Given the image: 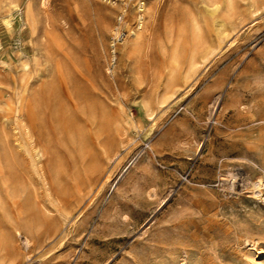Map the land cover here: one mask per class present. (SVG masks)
I'll use <instances>...</instances> for the list:
<instances>
[{
    "label": "rangeland",
    "instance_id": "obj_1",
    "mask_svg": "<svg viewBox=\"0 0 264 264\" xmlns=\"http://www.w3.org/2000/svg\"><path fill=\"white\" fill-rule=\"evenodd\" d=\"M140 1L0 0L3 111L23 118L21 96L41 91L23 84L59 60L84 90L60 127L46 114L54 163L39 176L22 161L29 242L9 219L19 205H0V264H264V0H237L219 31L208 0H144L138 29Z\"/></svg>",
    "mask_w": 264,
    "mask_h": 264
},
{
    "label": "bare ground",
    "instance_id": "obj_2",
    "mask_svg": "<svg viewBox=\"0 0 264 264\" xmlns=\"http://www.w3.org/2000/svg\"><path fill=\"white\" fill-rule=\"evenodd\" d=\"M204 1H206V0H203L202 3H205ZM255 1L256 0H252L253 5L256 4V3H254ZM260 1H262V0H260ZM208 2L210 4L209 6L211 7V10L209 11L211 19L213 22L217 23V30L218 31L222 30L225 26V19L227 17H230L234 13V9L236 7L237 0H208ZM253 5H252V7H253ZM34 6L35 5H33V7ZM249 7H250V5H249ZM137 9H138L139 14L137 16L136 25H137V28L140 29L142 27L143 21H144V15H143V12L145 10V1L144 0H141L137 4ZM32 10L34 11V9H32ZM253 11H254V9H253ZM48 20H50V19H48ZM5 23L7 24V26L9 25L8 19H5ZM64 23H65V21H64ZM49 25H50V22L45 20V28L46 29H49ZM63 27H64V25H63ZM5 28H6V26H5ZM40 28H41V26H40ZM64 29H65V27H64ZM40 31H41V29H40ZM115 33H117V31ZM39 34H37V35H39ZM193 35H194L195 42L198 44L201 41L202 37L200 34V26L197 23H195V25L193 27ZM44 39L46 41V49L49 53L51 51L52 43H53V38H52V35L50 34L49 30H46L45 35H44ZM206 45H205V47H206ZM201 47H203V46H201ZM205 47L203 49H205ZM39 53H41V52H39ZM41 54H44V53H41ZM176 54H177V52L175 49L174 53L170 59L171 65L169 68H167V71H166L165 75L163 76L164 77V84L166 87L171 86L174 82V66L178 62ZM27 58H28V56H27ZM41 60H42V64H43V62H44L43 57ZM194 63H195V60H194ZM46 64H48V62ZM20 66H24V65L22 64ZM46 67H47V65H46ZM196 67H197V65H196ZM23 68L24 67H22V69ZM34 69H36V68H34ZM25 71H28V68H26ZM21 72H23V71H21ZM77 72H78V69L74 66V64H72L71 62H69V63L68 62L67 63L60 62V60H59V61H56L55 63H52V66L50 67V69L47 67L46 70L39 71L37 73V76H36L37 78L35 81L30 82V80H27L23 85L30 84V85L40 86L41 91L35 94L33 91L29 90L30 91L29 93H25L24 95L21 96V98H20L21 99V101H20L21 107L24 110V117L23 118H20V117L12 118V117L8 116V113L6 111H3V110L10 108V104L7 103L6 107L2 106L3 103H1L2 105L0 104V168L4 169L5 172L7 173L5 178H3V180L0 182V205H2L7 199L10 200L13 204L19 205V208L17 210V214L15 216H13L12 219L11 218H9V219H10V221L13 220L12 225H13L14 234L22 235L23 237L22 236L21 237L24 238V241H26V242H29V233H28L29 231H28L27 224H29V221H31V214H30L31 212L30 211L33 208L32 207L33 204H31L32 201H31V197H30L31 188L29 187V185L27 183L29 181V184H31V181H30L29 177L25 178L24 175L20 174V171H23L22 167H21L22 161L24 160V156L28 154L30 156L31 164L35 168L34 170H36V171H38V173H40L39 176L42 175L41 172L47 163H50V164L54 163L55 148H54L53 141L50 137V134L48 133V131L45 128L46 116H47L46 114L50 113V118H52V121L54 122V124L58 125V127H60L62 125L63 119L69 115L68 114L69 113L68 112V110H69L68 106L78 102V99H80L84 94L83 93L84 92L83 83H82L81 79H79L76 76ZM161 74H163V73H161ZM33 76H34V74H33ZM69 86H72L73 89H75V91L72 89L68 90ZM57 87L64 88V90L66 89L64 96L61 95L60 92L57 91ZM2 89H3V83L0 81V91ZM79 122H80V120H79ZM38 127H39V129H38ZM98 132L101 133L100 131H98ZM81 143H82V141H81ZM260 166H261L262 171L264 172V157H262L260 159ZM53 171L55 173V169ZM230 176H233V179L235 180L233 182H240L241 183L240 185H239V183H237V184L233 183V185L237 186V188L235 186H233L232 187L233 190L238 189V190L242 191L243 189H247L249 187L248 186L250 184L249 178L245 174L240 172L239 170L236 169V171H235L234 169H232ZM108 178H110L109 174L105 177V179L108 180ZM251 179H252V177H251ZM43 181L45 183V180H43ZM259 183H261V182H259ZM50 186H51V184H50ZM251 186L252 187L250 189L251 190L250 192H251L252 196L258 198V192L260 191L259 186L255 183H253ZM46 188H47V186H46ZM48 191H49V189H48ZM261 200L264 201V197ZM3 210H4V208H3ZM10 210H12V209L10 208ZM37 210L43 211L44 215H46L45 212L47 209L45 208V206H43V208H41V209H39V207H38ZM6 211H8V210H6ZM9 211H8V214H9ZM3 220H4V218H3ZM22 221H25V222L21 223ZM263 229L264 228L262 227L261 232H264ZM1 230H2V228H1ZM6 231H7V229H6ZM31 235H32V233H31ZM10 240H11V238H10ZM14 242H16V241H14ZM14 242H12V243H14ZM27 258H28V256H27ZM250 262H251V264H256V262L254 260H251Z\"/></svg>",
    "mask_w": 264,
    "mask_h": 264
}]
</instances>
